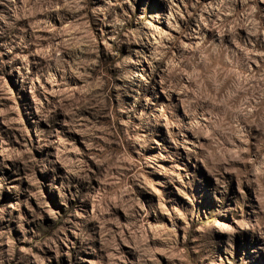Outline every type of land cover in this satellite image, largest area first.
<instances>
[{
    "label": "rangeland",
    "instance_id": "obj_1",
    "mask_svg": "<svg viewBox=\"0 0 264 264\" xmlns=\"http://www.w3.org/2000/svg\"><path fill=\"white\" fill-rule=\"evenodd\" d=\"M0 264H264V0H0Z\"/></svg>",
    "mask_w": 264,
    "mask_h": 264
}]
</instances>
